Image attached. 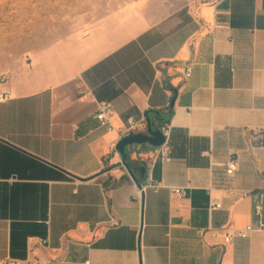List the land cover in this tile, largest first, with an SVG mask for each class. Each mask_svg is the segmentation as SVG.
<instances>
[{
    "label": "crops",
    "instance_id": "obj_1",
    "mask_svg": "<svg viewBox=\"0 0 264 264\" xmlns=\"http://www.w3.org/2000/svg\"><path fill=\"white\" fill-rule=\"evenodd\" d=\"M108 9L0 52V264H264V229L225 241L264 223V0ZM130 118L171 124L170 161L150 144L128 147L129 171L110 156Z\"/></svg>",
    "mask_w": 264,
    "mask_h": 264
},
{
    "label": "rangeland",
    "instance_id": "obj_2",
    "mask_svg": "<svg viewBox=\"0 0 264 264\" xmlns=\"http://www.w3.org/2000/svg\"><path fill=\"white\" fill-rule=\"evenodd\" d=\"M133 0H0V52H27Z\"/></svg>",
    "mask_w": 264,
    "mask_h": 264
},
{
    "label": "built area",
    "instance_id": "obj_3",
    "mask_svg": "<svg viewBox=\"0 0 264 264\" xmlns=\"http://www.w3.org/2000/svg\"><path fill=\"white\" fill-rule=\"evenodd\" d=\"M190 76L189 72L187 74ZM9 98V93L4 92L0 94V101L4 102ZM115 114L114 108L110 103L107 102H101L98 106L97 110V119L100 121L102 126L108 127V130H114V127L111 123V120ZM140 123L135 121L133 118H130L127 121V124L124 128L119 130V142L126 136H128L131 133H135L139 129ZM161 132L163 133L165 137L164 144L158 148V151L156 153V158L161 159L162 161L168 162L171 160V146H170V140H171V131L172 126L170 123H164L161 127ZM118 142H115L111 145V152L110 156L119 155V151L117 149ZM121 166H123L126 170H128L127 163L124 160H121L120 162ZM227 170L230 175H234L239 170V160L237 156L232 155L227 163ZM129 171V170H128ZM150 187H153L155 189H158L160 187V184H150ZM171 192L173 195H175L177 198H183L184 197V191L181 187H173L171 188ZM264 198V194L260 195V201L255 204V214L260 216L262 215V201ZM222 207V204L217 200H211L209 205L210 212L216 211ZM264 229V223L261 221L258 226L250 225L247 226L245 229L237 230L235 233L228 232L225 236L226 243H231L235 237H241V238H247L249 234L256 230H263ZM205 230H200L199 234L204 235Z\"/></svg>",
    "mask_w": 264,
    "mask_h": 264
},
{
    "label": "water",
    "instance_id": "obj_4",
    "mask_svg": "<svg viewBox=\"0 0 264 264\" xmlns=\"http://www.w3.org/2000/svg\"><path fill=\"white\" fill-rule=\"evenodd\" d=\"M165 142V137L161 132V129L156 128L153 123L148 120L147 134L145 133H131L124 137L117 146L120 155L123 160L126 161L129 158L128 147L132 145L150 144L155 148L161 147ZM128 166V165H127ZM130 174H132L130 172Z\"/></svg>",
    "mask_w": 264,
    "mask_h": 264
}]
</instances>
